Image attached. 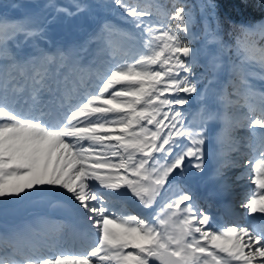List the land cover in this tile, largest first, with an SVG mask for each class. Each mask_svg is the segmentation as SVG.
<instances>
[{
    "label": "snow or ice",
    "instance_id": "1",
    "mask_svg": "<svg viewBox=\"0 0 264 264\" xmlns=\"http://www.w3.org/2000/svg\"><path fill=\"white\" fill-rule=\"evenodd\" d=\"M112 6L128 27L105 20L69 44L51 38L49 25L60 14L93 16V6L0 14V216L33 195L54 197L95 236L90 249L72 250L61 242L68 222L42 217L0 233V264H264V87L248 82L264 81V22L241 25V62L228 58V85L217 90L210 86L231 49L218 29H205L217 51L201 88L206 73L194 72L199 50L187 5ZM90 45L97 58L85 67ZM193 96L203 103L189 119ZM214 121L222 125L217 140L239 154L230 164L242 169L236 179L254 186L240 203L244 224L215 223L181 182L203 173ZM241 128L251 155L234 136Z\"/></svg>",
    "mask_w": 264,
    "mask_h": 264
},
{
    "label": "rangeland",
    "instance_id": "2",
    "mask_svg": "<svg viewBox=\"0 0 264 264\" xmlns=\"http://www.w3.org/2000/svg\"><path fill=\"white\" fill-rule=\"evenodd\" d=\"M24 2L25 0H15L12 2L8 1L6 2L8 4H3L0 7V14L7 13L10 19L12 18L15 19V17L19 19L26 13L39 11L40 8L42 7L41 4H39L37 9H30L24 4ZM50 2L51 0H48V1L45 0L42 4L46 5ZM81 3H83V1ZM14 4H19L22 7L18 9L13 8L12 5ZM83 4L93 6V9H92L93 16H88L87 13H81L80 16L78 17H73L71 19H65L63 17V14H60L57 21L53 22L51 25H49V27L54 26L56 29L61 30L60 28V25H61V26H64L63 27L64 32L68 31L70 28L73 29L74 27H75V30L81 29V30L92 31L94 28H97L99 24H102L105 20H108L112 23H116L117 25L121 27H128L127 25H124L122 23L116 11V8L112 6V0H86L85 3ZM185 4H188V7L193 17L191 31L194 33L196 38L192 42V47L194 49L199 50L198 66L194 70H198V75L201 73H206V79L201 84L203 87V84L207 83V80L212 79L214 76L213 72L211 71V66L209 64V61L212 59V56L216 53L217 46L213 43H206L204 39V34H205L206 27L211 28V29H218L216 25L215 12H214L213 7L208 6V5H213L210 0H191L189 3H185ZM103 5H108V7H103ZM65 24L67 25V27L65 26ZM228 54L226 57H228ZM101 56L103 55L101 54ZM236 58L238 60H241V56H238L237 53H236ZM246 67H248L250 71H254L256 73H259L261 71L258 65L252 64V65H246ZM225 68H227L226 63H225V66L218 73L215 74L216 80L210 86V88L217 89V86L221 83L222 76L225 72L224 71ZM248 82L250 84L255 85V87L257 88L264 87V81H261L257 76L248 77ZM202 103H203L202 101H199L196 98H194L192 101H190V106L199 107L200 104ZM187 106L189 109V105H185L184 106L185 109H187ZM194 110L198 111V109H191L190 115L188 117L189 119L192 118V115L194 114ZM241 131H245V129H241ZM207 147H209L208 140L206 141V144H205V148ZM205 150L208 151V149H205ZM247 150L250 151V149H247ZM239 175L240 173L238 174V176ZM246 184L249 185L250 182Z\"/></svg>",
    "mask_w": 264,
    "mask_h": 264
},
{
    "label": "trees",
    "instance_id": "3",
    "mask_svg": "<svg viewBox=\"0 0 264 264\" xmlns=\"http://www.w3.org/2000/svg\"><path fill=\"white\" fill-rule=\"evenodd\" d=\"M172 3L173 0H167ZM217 3L218 21L224 40L232 45L240 35V23L257 24L264 16L262 0H213Z\"/></svg>",
    "mask_w": 264,
    "mask_h": 264
},
{
    "label": "bare ground",
    "instance_id": "4",
    "mask_svg": "<svg viewBox=\"0 0 264 264\" xmlns=\"http://www.w3.org/2000/svg\"><path fill=\"white\" fill-rule=\"evenodd\" d=\"M101 21V20H100ZM96 24V23H95ZM57 25V24H56ZM63 25V24H62ZM97 25V24H96ZM65 26L67 27V25L65 24ZM64 26H61L60 25V28L61 30L59 29H56L54 26L50 27V31H49V36L53 39H61V38H71V39H74V38H87V33H85L83 30H77V31H74L75 30V27L72 29L70 28L68 31H63ZM94 28V27H93ZM78 31H82L80 33H78ZM22 39V38H21ZM25 48H28V47H25ZM210 95H212V93H210ZM201 105V104H200ZM200 108V107H199ZM187 109H188V106H187ZM191 110V108H190ZM192 112V111H191ZM197 111H195L196 113ZM211 155H212V151H210ZM214 160L212 159L211 161V164L214 166V167H218L219 165V161H220V157L217 156V157H213ZM230 167V164H227L225 167H224V170H221V173L223 174L225 171V169H228ZM230 171V170H229ZM211 172L208 171V174H210ZM232 176V175H231ZM230 176V177H231ZM216 177H219L216 175V172H213V177L211 179H214ZM216 182L220 181V179H217L215 180ZM190 185L192 187H194V185H196V183H190ZM226 186L227 184L226 183H222V185L220 186L221 188L223 189H226ZM199 190H203L204 193H210L212 190L210 188L208 189H201L200 187L196 190V191H199ZM31 197H39L37 195H33ZM43 203L38 200V199H34L32 202H29L28 201V198L23 200V201H19V202H15L13 203L12 205H10V207L15 210V211H19V209H21L22 211L20 212V214L18 215V219H15V220H18L19 223H22V219L24 217V215H27V216H30L32 217L33 219H38L37 217V214L38 213H41V216H48V215H53V211H54V206H50V207H47V206H44V207H41ZM49 208V212L48 213H45V210ZM61 214L65 215L67 214L66 210L61 208ZM56 215V214H55ZM246 223L245 221H241V224H244Z\"/></svg>",
    "mask_w": 264,
    "mask_h": 264
}]
</instances>
